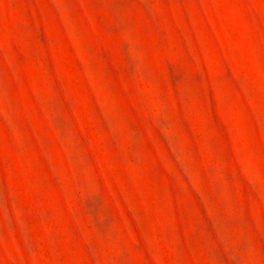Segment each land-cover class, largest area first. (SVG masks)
Here are the masks:
<instances>
[{"label": "rangeland", "instance_id": "rangeland-1", "mask_svg": "<svg viewBox=\"0 0 264 264\" xmlns=\"http://www.w3.org/2000/svg\"><path fill=\"white\" fill-rule=\"evenodd\" d=\"M0 264H264V0H0Z\"/></svg>", "mask_w": 264, "mask_h": 264}]
</instances>
